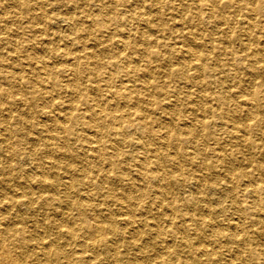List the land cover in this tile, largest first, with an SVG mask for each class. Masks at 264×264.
<instances>
[{
	"label": "rangeland",
	"instance_id": "rangeland-1",
	"mask_svg": "<svg viewBox=\"0 0 264 264\" xmlns=\"http://www.w3.org/2000/svg\"><path fill=\"white\" fill-rule=\"evenodd\" d=\"M225 2L0 0V264H264V0Z\"/></svg>",
	"mask_w": 264,
	"mask_h": 264
},
{
	"label": "bare ground",
	"instance_id": "bare-ground-1",
	"mask_svg": "<svg viewBox=\"0 0 264 264\" xmlns=\"http://www.w3.org/2000/svg\"><path fill=\"white\" fill-rule=\"evenodd\" d=\"M232 0H226V2L224 3V5H221V9H223V8H227V7H229V5H230V2H231ZM41 7V6H40ZM39 7V8H40ZM43 9V8H42ZM254 10V9H253ZM252 11V10H251ZM188 12V11H187ZM254 12H256V10L254 11ZM257 12H259V16H264V10H258ZM42 21V20H41ZM257 24H255V23H253V22H248L247 23V29H246V36H247V38H248V45H250L251 44V41L253 42V43H256L257 42V38H255V37H253L251 34H250V31H251V28H253V27H255ZM117 38V37H116ZM260 45V44H259ZM60 47V46H59ZM193 48V47H192ZM250 48L246 45V47H245V53H244V59L246 60V63H247V65H245L247 68V70H246V74H247V78L250 80H246L247 82H246V86H250V87H252V88H254V98H250V94H248V96H245L246 98H245V103L247 104V108H246V111H245V115H244V117H245V122H243V124H242V131H244V133L245 134H248L249 136L251 135V134H253V127L251 126V124L249 123V121L251 120V119H253V120H257L258 119V117L260 116V115H264V102H262V100L264 99L263 97H262V93H261V91L263 90L264 91V80H263V78H264V76H260L259 74L260 73H264V55L259 59V49H255L253 52L251 51V50H249ZM120 50V49H119ZM194 51H195V49H194ZM191 52H192V54H193V51L191 50ZM194 54H196V52L194 53ZM235 56V55H234ZM260 56H261V54H260ZM125 58H121V59H119L118 60V63H117V68L116 69H118V70H121V71H123V70H125V72H135L136 70H137V66H133V65H130L129 63V61H128V63L124 60ZM185 61V60H184ZM257 62H259V66H258V68L257 67H255V63H257ZM186 63V62H185ZM40 67H42L41 65H40ZM86 66H84L83 65V68H85ZM77 70H76V73L75 74H77V75H79L80 74V72H81V69H82V65H80V67L78 66V63H77ZM233 69V68H232ZM255 70H257V72L255 71ZM260 72V73H259ZM253 79L255 80V79H257V84L255 85V86H253V84H254V82H253ZM250 84H252V85H250ZM97 87L98 86H96L95 87V89L97 90ZM85 90H86V93H87V89L85 88ZM94 91V90H93ZM262 91V92H263ZM83 93H85V92H83ZM85 93V94H86ZM116 94V93H115ZM178 100V99H177ZM252 100H254V101H252ZM100 108V107H99ZM70 112V111H69ZM98 109H92V112H91V114L94 116L95 114H98ZM63 115V114H62ZM91 116V115H90ZM111 118L112 119H115V115H113V116H111ZM57 119V118H56ZM138 120V121H137ZM140 121V122H139ZM143 121V119H139L138 117L136 118V121L135 122H137V126L140 128V129H142V128H144V130H147V129H149L148 128V126H146V124L144 123H141ZM130 122V121H129ZM198 122H200V120L198 121ZM132 123V122H131ZM127 125H128V123H127ZM62 128H63V126H62ZM255 128V127H254ZM114 130V129H113ZM252 130V131H251ZM109 131V133L110 132H112V129H109L108 130ZM148 131V130H147ZM8 132H9V130H8ZM181 132V131H180ZM198 132H200V131H198ZM260 133V132H264V123L263 122H260L259 124H258V128H257V130H256V132L255 133ZM10 133V132H9ZM12 133V132H11ZM1 135V134H0ZM13 135V134H12ZM11 134H10V137L12 136ZM90 135V134H89ZM243 137H244V134H243ZM184 139H185V137H183ZM246 139V138H245ZM166 142V141H165ZM247 144H248V147L249 148H251L252 146H253V142L251 141V137L249 138V140H248V142H247ZM257 144V143H256ZM85 148V147H84ZM197 149V148H196ZM99 154V153H98ZM145 154V153H144ZM261 155H263V154H261ZM157 157V156H156ZM90 158V157H89ZM147 164V163H146ZM250 164H252V161L250 162ZM119 165V164H118ZM160 166V165H159ZM257 168H258V170H259V172L261 173V178L260 179H263V180H260V181H264V177L262 178V174H264V171H262L261 172V170L263 169L264 170V160H262L261 161V163L260 162H258L257 163V166H256ZM164 169V168H163ZM260 173H259V177H260ZM248 177H251L250 179H253L252 178V174L250 173V172H248ZM255 180H259L258 178H255ZM260 185V184H259ZM50 186H54V185H50ZM243 191V190H242ZM137 193V192H136ZM129 195V194H128ZM124 197V196H123ZM125 198V197H124ZM78 201V200H77ZM71 206V205H70ZM85 206V205H84ZM85 208H83V207H78V210H79V214L81 215L82 214V212H83V210H84ZM79 215V216H80ZM223 215H225V214H223ZM84 216V215H83ZM88 219H90V218H88ZM90 221H91V219H90ZM80 223V222H79ZM82 223V228H84V229H86V230H88V231H94V232H97V233H100V232H102L103 234H104V232H103V230H104V227L101 225V224H99V223H95L94 222V225L93 224H90V223H87L86 221H82L81 222ZM102 223V222H101ZM76 225V224H75ZM65 227V226H64ZM68 227H69V225H68ZM76 227V226H75ZM78 227V226H77ZM160 228V227H159ZM71 231V230H70ZM71 234H72V232H71ZM101 234V233H100ZM105 235V234H104ZM136 236V235H135ZM136 241V240H135ZM2 242V241H1ZM8 242V241H7ZM55 242V241H54ZM53 242V243H54ZM3 243L5 244V242L3 241ZM49 246V245H48ZM205 247V246H204ZM47 253V252H46ZM46 255V254H45ZM15 261V260H14ZM16 262V261H15ZM139 263V262H138Z\"/></svg>",
	"mask_w": 264,
	"mask_h": 264
}]
</instances>
